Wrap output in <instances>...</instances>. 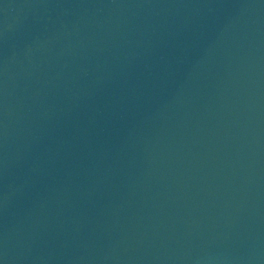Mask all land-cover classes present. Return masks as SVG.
Returning a JSON list of instances; mask_svg holds the SVG:
<instances>
[{
	"label": "water",
	"instance_id": "95a60500",
	"mask_svg": "<svg viewBox=\"0 0 264 264\" xmlns=\"http://www.w3.org/2000/svg\"><path fill=\"white\" fill-rule=\"evenodd\" d=\"M0 264H264V0H0Z\"/></svg>",
	"mask_w": 264,
	"mask_h": 264
}]
</instances>
